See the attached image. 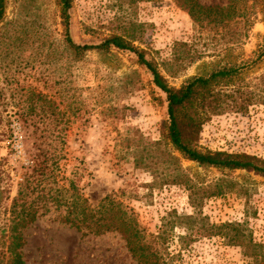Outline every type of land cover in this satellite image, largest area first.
Wrapping results in <instances>:
<instances>
[{"label": "rangeland", "instance_id": "374dc122", "mask_svg": "<svg viewBox=\"0 0 264 264\" xmlns=\"http://www.w3.org/2000/svg\"><path fill=\"white\" fill-rule=\"evenodd\" d=\"M251 4L254 23L241 44L216 53L215 35L207 31L205 55L171 78L161 65L170 60L174 43H191L201 32L173 0H71L66 26L55 0H5L0 22V264L7 257L3 228L11 202L31 167L44 157L59 158L57 175L72 179L92 206L105 197L117 198L148 233H155L172 209L193 212L185 187L150 189L149 173L136 169L119 145L127 138H139L142 145L161 140L165 95L154 87L151 73L133 53L76 52L67 37L79 46H97L122 36L158 65L168 86L176 89L229 67L250 81L264 74V58L256 61L264 44V0ZM200 45L194 49L202 51ZM199 147L264 160V106L211 117L201 128ZM174 154L197 186L231 182L233 192L203 202V215L214 224L245 223L264 247V178L200 166ZM58 216H40L24 230V264H138L117 233L85 235L61 224ZM170 253L179 264H248L238 248L216 238L184 251L173 243Z\"/></svg>", "mask_w": 264, "mask_h": 264}, {"label": "trees", "instance_id": "16d2710c", "mask_svg": "<svg viewBox=\"0 0 264 264\" xmlns=\"http://www.w3.org/2000/svg\"><path fill=\"white\" fill-rule=\"evenodd\" d=\"M173 1L186 11L201 32L192 37L191 43H174L170 60L161 65L164 73L171 78L179 76L191 63L205 55L209 47L203 40L205 36H210L205 32L214 33V41L219 46L214 45L212 49L217 53L224 46L241 44L254 23V4L251 0H223L208 4L200 0ZM70 2L55 0L65 26ZM4 7L5 0H0V22ZM67 40L76 52L117 49L133 53L137 64L151 73L154 87L165 95L167 121L160 128L161 140L142 145L139 138L136 141L127 138L119 145L133 159L136 169L149 173L152 183L147 187L150 189L169 185L185 187L193 212L178 214L172 209L161 219L157 231L148 233L133 210L117 198L105 197L92 206L72 179L57 175L61 170L59 158L44 155L42 161L31 167V175L35 174L37 178L31 175L23 178L8 210L9 218L3 228L7 254L5 264H24L20 253L24 245V230L38 217L51 212L58 213L61 224L85 235L117 233L138 264H179L170 253L173 243L184 251L197 241L215 238L224 246L238 248L248 264H264V247L253 238L245 223L214 224L203 215V202L233 192L231 182L220 179L208 186H197L181 169L180 159L174 154L200 166L246 171L264 178V160L261 158L243 153L212 152L199 147L201 128L211 117L227 113L243 114L264 106V74L244 81L236 68H222L207 77L191 78L176 89L168 86L158 65L148 61L143 51L122 36H112L97 46L76 45L69 36ZM199 44L202 51L194 49ZM177 49L183 50L179 52ZM263 58L264 44L256 53V61ZM178 231L180 233H176Z\"/></svg>", "mask_w": 264, "mask_h": 264}]
</instances>
